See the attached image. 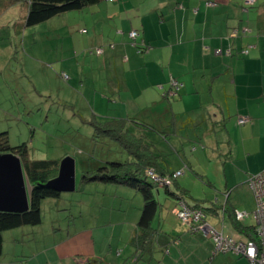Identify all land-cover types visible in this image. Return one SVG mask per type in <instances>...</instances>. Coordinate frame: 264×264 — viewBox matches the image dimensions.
Returning a JSON list of instances; mask_svg holds the SVG:
<instances>
[{
  "label": "crops",
  "instance_id": "crops-1",
  "mask_svg": "<svg viewBox=\"0 0 264 264\" xmlns=\"http://www.w3.org/2000/svg\"><path fill=\"white\" fill-rule=\"evenodd\" d=\"M83 19L86 29L81 33L91 35L89 41L97 45L92 51L96 61L108 71L114 70L118 78L104 90L100 107H115L119 103L124 109L123 116H116L108 123V127L118 126L117 137L110 134L116 128L101 125L105 129H93L91 145L95 146V138L103 132L109 135V140L119 143L120 153L125 157L121 161L143 162L146 168H152L149 172L161 175L177 174L185 168L187 173L191 171L197 180L207 181L216 190L212 177L195 172L197 167L188 161L187 153H182L200 137L190 138L184 130L196 123V113L203 109L201 120L225 126L221 134L229 159L223 170L225 192L230 194L246 184L255 201L248 182L251 176L264 171V0H256L251 7L245 6L243 0H102L91 6L89 19L87 16ZM98 25H101L100 35ZM134 30L140 33L137 42L143 45L142 53L129 37ZM219 50L221 54L216 53ZM129 74L133 76L132 85L128 83ZM173 79L182 85L177 92L171 86ZM98 83L96 80L95 84ZM94 102L97 104V99ZM129 109L135 110L136 115L131 117ZM98 113L94 116L103 114ZM242 118L248 119L244 125L239 123ZM228 126L233 128L225 132ZM127 137L135 140L134 144ZM175 139L179 142L174 143ZM215 139L213 133L206 138L211 146ZM131 146L136 152L129 151ZM170 156L173 158L167 159ZM87 160H82L81 166ZM170 160L174 164L172 168ZM181 173L172 179L171 192L175 195L156 197L159 205L152 233L140 250L131 240L142 210L139 216L131 215L123 199L121 212L104 218L106 226L97 224L96 229L79 230L69 236L70 240L62 239L63 234H56L55 228L47 233L44 223L6 231L0 256L5 254L7 243L11 251V244L34 241L36 246L52 247L59 259L75 256L82 264H250L246 257L232 252H215L210 236L180 221L177 210L184 201L191 205L188 200L192 198L186 186L192 176ZM228 173L234 180L236 174L242 177L230 186ZM160 189L161 186L158 195ZM215 199L218 204L211 207L214 208L211 214L221 218V228L212 225L208 215L206 222L234 239H247L234 224L236 210L229 208L230 196L222 202L228 201L226 213L221 212L222 203ZM57 202L44 200L43 212L45 207ZM143 205L144 201L142 209ZM113 226L119 228L118 236L104 238L102 229ZM16 252L15 249L11 255L17 257Z\"/></svg>",
  "mask_w": 264,
  "mask_h": 264
},
{
  "label": "rangeland",
  "instance_id": "rangeland-1",
  "mask_svg": "<svg viewBox=\"0 0 264 264\" xmlns=\"http://www.w3.org/2000/svg\"><path fill=\"white\" fill-rule=\"evenodd\" d=\"M4 2L5 0H0V133H8L9 143L13 147L26 143L32 160L61 161L66 156H71L77 163L76 191L61 194V198L56 199L57 204L45 207L43 223L47 233L55 228L56 234H63L62 239L70 240L72 237L69 236L79 230L96 229L97 224L106 226L104 218L112 213L118 215L123 199H126V207L131 210V215L139 216L143 197L137 190L100 182H90L82 186V160L125 159L120 153L119 143L109 140L108 134L98 132L95 146L91 145L96 128L99 131L104 130L101 125H105L111 129L114 126L108 127L109 121L124 115V109L120 108L119 103L115 107H100V97L104 90L111 81L118 78L114 70L108 71L96 61V54L92 51L97 45L89 41L91 35L81 33L82 29H86L83 17L87 16L89 19L91 7L63 13L35 26H27L28 5L15 3L4 8ZM98 26L100 35L101 25ZM108 32L106 29V34ZM65 76L68 78L65 79ZM96 80H99L98 84H95ZM128 83H133L131 74L128 75ZM95 91L98 92L97 98ZM193 109L195 108L191 110ZM129 110L131 117L136 115L135 110ZM98 111L103 114L95 117V114L99 115ZM196 114L198 120L194 125L189 124L184 133L190 138L200 137L182 153H187L188 161L197 167L195 172L212 177L216 190L210 188L207 181L197 180L191 171L187 173L184 168L181 172L192 176V180H188L186 185L192 196L188 202L191 205L198 203L207 210L208 221L221 228V218L211 214L209 209L217 205L215 198L221 203L224 202L228 192H225L227 189L223 170L226 169L229 159L228 153L223 149L225 140L221 135L225 126L201 120L203 109H199ZM112 124L115 125V122ZM114 128L117 131L110 134L117 137L118 126ZM231 128L233 126H228L224 131H231ZM205 132L208 133L203 136ZM211 133L217 137L212 141V146L206 140ZM173 142L179 141L175 139ZM233 147L237 149L234 144ZM129 151L135 150L131 146ZM169 158L173 156L167 157ZM173 166L170 160V168ZM236 175L234 180L231 173H228L227 181L230 186L242 177ZM230 194L228 193L229 208L248 214L241 224L255 227L256 202L247 185H239ZM155 195L158 198L168 197L162 188L160 195L156 190ZM229 219L230 217L228 221ZM114 229L115 226L103 228L104 238L118 236L119 228L115 229L116 233ZM8 248L7 243L5 254L0 256V264H82V260L77 261L75 256L68 260L59 259L52 247L46 244L36 246L34 241L11 244V251ZM15 249L17 257L11 255Z\"/></svg>",
  "mask_w": 264,
  "mask_h": 264
},
{
  "label": "trees",
  "instance_id": "trees-1",
  "mask_svg": "<svg viewBox=\"0 0 264 264\" xmlns=\"http://www.w3.org/2000/svg\"><path fill=\"white\" fill-rule=\"evenodd\" d=\"M101 2L102 0H5V5L3 7L5 8L15 3H26L29 9L26 25L35 26L63 13L82 11ZM136 45V47L142 48L144 51L141 43L136 42ZM127 138L129 143L130 141L135 142V140H130L129 137ZM8 153L17 155L23 163L24 175L31 188L29 194L30 208L27 212L20 214L0 212V255L3 252L4 232L23 227L41 225L43 223V201L47 199H57L61 196V193L47 187V184L58 176L60 161L32 160L30 159L29 147L26 143L13 147L9 143L8 133H0V155ZM82 168L83 185L90 182L116 184L135 189L142 195L144 201L142 215L138 223L137 232L131 240V244L139 250L144 248L147 238L152 233L153 222L159 205L155 190L157 191L161 186L166 194L174 193L171 192L173 181L171 184H166V182H159V180H172L175 173L161 175L153 171L154 176H152L148 171L152 168H146L143 162L139 163L121 160L100 161L91 158L83 162ZM173 195H175V193ZM183 204L202 211L203 214H205L206 221L208 212L198 203L189 205L184 201ZM227 204L228 201L221 206L223 213L227 211ZM209 211L210 213L211 211L213 212L214 208H210ZM241 222L236 219L234 220V224L240 232L246 235L249 240H257V225H255V227L244 226Z\"/></svg>",
  "mask_w": 264,
  "mask_h": 264
},
{
  "label": "built area",
  "instance_id": "built-area-1",
  "mask_svg": "<svg viewBox=\"0 0 264 264\" xmlns=\"http://www.w3.org/2000/svg\"><path fill=\"white\" fill-rule=\"evenodd\" d=\"M243 3L247 7H251L256 3V0H243ZM207 5H211L212 3H208ZM214 6V4H213ZM130 39L133 41L134 46L140 37V33L136 30L131 31L129 33ZM139 52L142 53L143 49L139 48ZM217 54H221V51H216ZM65 79L68 77L65 76ZM171 86L175 92L179 91L182 87L173 79L171 81ZM248 122L247 118H242L239 120L241 125H244ZM150 175H153V172H149ZM182 173L179 172L175 174L174 177H178ZM159 180L158 178H155ZM159 182H166V184H171V179L159 180ZM251 187L255 202H256V210L254 212V218L257 223V240H249V239H234L231 236L224 234L223 231H218L211 225H209L205 221V214L202 211L196 208H191L186 204H182L180 209L177 211L178 218L183 223L189 225L191 229H196L199 231H203L207 236H210L215 244V252L217 253H226L232 252L238 256L246 257L250 264H264V171L259 173L258 175L251 176L248 182ZM228 199V194L226 195V199ZM247 213L235 212V219L239 222L243 221L247 217Z\"/></svg>",
  "mask_w": 264,
  "mask_h": 264
},
{
  "label": "water",
  "instance_id": "water-1",
  "mask_svg": "<svg viewBox=\"0 0 264 264\" xmlns=\"http://www.w3.org/2000/svg\"><path fill=\"white\" fill-rule=\"evenodd\" d=\"M47 187L61 194L76 191V161L73 157L67 156L60 162L58 176ZM30 189L21 159L12 153L0 155V212H27Z\"/></svg>",
  "mask_w": 264,
  "mask_h": 264
}]
</instances>
